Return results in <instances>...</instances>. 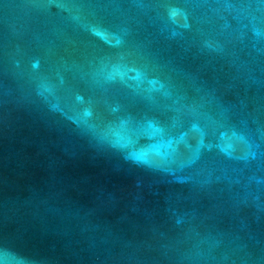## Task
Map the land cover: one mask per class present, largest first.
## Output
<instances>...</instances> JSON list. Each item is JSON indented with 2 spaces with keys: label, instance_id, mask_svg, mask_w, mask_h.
<instances>
[{
  "label": "water",
  "instance_id": "obj_1",
  "mask_svg": "<svg viewBox=\"0 0 264 264\" xmlns=\"http://www.w3.org/2000/svg\"><path fill=\"white\" fill-rule=\"evenodd\" d=\"M0 264H264V0H0Z\"/></svg>",
  "mask_w": 264,
  "mask_h": 264
}]
</instances>
